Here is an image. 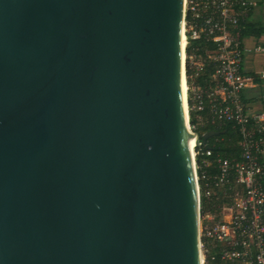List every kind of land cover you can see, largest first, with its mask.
Instances as JSON below:
<instances>
[{"label": "water", "instance_id": "95a60500", "mask_svg": "<svg viewBox=\"0 0 264 264\" xmlns=\"http://www.w3.org/2000/svg\"><path fill=\"white\" fill-rule=\"evenodd\" d=\"M183 2L0 0V264H200Z\"/></svg>", "mask_w": 264, "mask_h": 264}, {"label": "built area", "instance_id": "2783aa9c", "mask_svg": "<svg viewBox=\"0 0 264 264\" xmlns=\"http://www.w3.org/2000/svg\"><path fill=\"white\" fill-rule=\"evenodd\" d=\"M183 4L185 72L187 61L191 70L186 97L190 127L194 135L202 134L190 123L193 114L211 130L229 125L238 135V150L230 155L209 159L215 142L194 145L195 160L200 155L202 163L214 169L200 175L204 195L217 201L214 217L200 212V219L211 221L199 228L200 261L264 264V31H245L251 22L264 26V0ZM196 179L200 200L197 169Z\"/></svg>", "mask_w": 264, "mask_h": 264}, {"label": "trees", "instance_id": "16d2710c", "mask_svg": "<svg viewBox=\"0 0 264 264\" xmlns=\"http://www.w3.org/2000/svg\"><path fill=\"white\" fill-rule=\"evenodd\" d=\"M248 33L259 34L261 31H264V26L260 24V22H251L248 23L247 28L245 29ZM199 42V40L193 41L192 44ZM191 52V45H188L186 48L187 55ZM190 74L191 70L188 65V61L186 62V76H187V83H190ZM191 125H196L197 119L191 115L190 118ZM197 129V128H196ZM213 127L211 126H203L202 131L205 132L207 130H211ZM198 130V129H197ZM217 130L224 131L220 135L213 136L208 139V143L211 144L215 142V145L212 147L213 155L209 156V159L214 158L217 154L221 155H230L233 152L238 150V146L236 142L238 140V135L234 129H232L229 125H225ZM208 144V145H209ZM196 169L197 174L199 176V186H200V212L201 215H204L208 212L213 213L216 211L217 201L211 198H207L204 195V183L203 180L200 178V175L203 170H207L209 173L214 171L213 166H205L202 163V158L200 155L196 158Z\"/></svg>", "mask_w": 264, "mask_h": 264}, {"label": "bare ground", "instance_id": "6f19581e", "mask_svg": "<svg viewBox=\"0 0 264 264\" xmlns=\"http://www.w3.org/2000/svg\"><path fill=\"white\" fill-rule=\"evenodd\" d=\"M183 10H184V4H183ZM185 45H186V37L184 34V27H183V22H182V29H181L182 72H183L184 95H185V99H186V97H187V82H186V76L184 74V68H183L184 58H185ZM185 106H186V129H187L188 134H189L190 155H191V159L195 162V153H194L195 152L194 151L195 137H194V133L192 132V129H191L190 124H189L188 105H187L186 101H185ZM200 264H202L201 261H200Z\"/></svg>", "mask_w": 264, "mask_h": 264}, {"label": "rangeland", "instance_id": "374dc122", "mask_svg": "<svg viewBox=\"0 0 264 264\" xmlns=\"http://www.w3.org/2000/svg\"><path fill=\"white\" fill-rule=\"evenodd\" d=\"M191 81V80H190ZM189 85H190V83H189ZM203 126H204V124L202 123V122H198V123H196V125H195V128H197L198 130V134H201V133H203V131H202V129H203ZM193 132V131H192ZM196 161V160H195ZM217 212H213V214H212V216L214 217L215 216V214H216ZM205 217V216H204ZM203 217V218H204ZM202 217H201V219H200V223H199V226H200V228H201V226H209L210 225V223H211V221L210 220H204Z\"/></svg>", "mask_w": 264, "mask_h": 264}]
</instances>
